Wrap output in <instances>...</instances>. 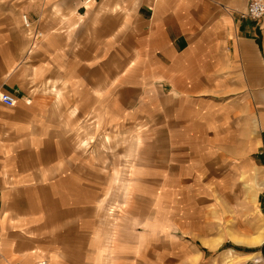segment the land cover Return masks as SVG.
Returning a JSON list of instances; mask_svg holds the SVG:
<instances>
[{
    "label": "crops",
    "instance_id": "1",
    "mask_svg": "<svg viewBox=\"0 0 264 264\" xmlns=\"http://www.w3.org/2000/svg\"><path fill=\"white\" fill-rule=\"evenodd\" d=\"M248 2L0 0V98L16 101L0 100V264H210L195 245L212 164L237 145L242 99L264 109V17H244ZM256 129L260 114L240 152Z\"/></svg>",
    "mask_w": 264,
    "mask_h": 264
},
{
    "label": "rangeland",
    "instance_id": "2",
    "mask_svg": "<svg viewBox=\"0 0 264 264\" xmlns=\"http://www.w3.org/2000/svg\"><path fill=\"white\" fill-rule=\"evenodd\" d=\"M230 100L236 99H228V101ZM247 100L248 99H242L243 108L238 117L230 120L229 116L228 125L230 124L229 126L233 127V134L228 135V141H233V143L237 142V145L234 147L228 144L226 160L218 165L212 164V168L217 171V177H219V188L210 191L207 203L208 208H205V211L199 210L201 217L204 212L203 218L209 223L210 232L208 238L205 241L197 242L195 247L196 250L206 253L205 262H209L210 264H257L251 259V256L246 258L243 256L251 253L261 254L260 250L264 246L263 244L262 247L251 248L239 245H249V242L251 240L253 241L258 236L259 230H261V228L264 229V188L256 193L254 200H251L249 196L250 182L237 166L243 163L244 160L243 164L251 166H255L256 164L260 171V180L264 176V129H256L261 144L255 150L249 152L243 147L242 152H240L238 146L240 142L236 141L241 139V132L245 124L249 123L250 120L255 121L259 114L264 117V109L261 105H254L253 99H250L253 104L252 107H250V103L247 104ZM83 135L84 133L81 135L82 138L80 136L79 141L80 143L83 141L82 145H86L87 138H85V135L83 137ZM122 138L119 131L116 130L114 143ZM131 139L130 136H127V140ZM85 147L86 146H84V148ZM116 147L118 148L120 146L116 145ZM225 180L227 184L222 187ZM258 188L261 189L260 187H257V189ZM125 199L123 187L120 186L115 190L114 208L110 207L107 215L112 219L117 218L118 212H120L118 209L125 207L123 203L126 201ZM193 210H187L186 212L190 213ZM176 211L180 214L185 212L179 209H176ZM171 213L172 211H167V215H164L169 217L172 215ZM256 228L257 233L251 238L255 234ZM227 233H231L235 236L234 238L236 241L232 240V238L230 239L229 236L226 237L225 234ZM217 240H220V243L216 246L214 243ZM228 250L232 252V258L227 257L226 251ZM261 256L263 261L260 264H264V257L262 254Z\"/></svg>",
    "mask_w": 264,
    "mask_h": 264
},
{
    "label": "built area",
    "instance_id": "3",
    "mask_svg": "<svg viewBox=\"0 0 264 264\" xmlns=\"http://www.w3.org/2000/svg\"><path fill=\"white\" fill-rule=\"evenodd\" d=\"M244 17L255 22L260 21L264 17V0H249ZM23 21L24 27L28 28L25 18ZM0 100L2 103L10 107H13L16 104L15 99L9 94L2 95ZM39 264H46V262L41 261Z\"/></svg>",
    "mask_w": 264,
    "mask_h": 264
},
{
    "label": "bare ground",
    "instance_id": "4",
    "mask_svg": "<svg viewBox=\"0 0 264 264\" xmlns=\"http://www.w3.org/2000/svg\"><path fill=\"white\" fill-rule=\"evenodd\" d=\"M257 187L258 186H256V185L249 187V196L251 197V200H254L256 193H258V191L261 190L259 188L257 189ZM233 238H232V240L236 241L235 238L234 239ZM263 243H264V229L261 228V230H259L258 236L253 241L251 240L249 242V245L253 246V247H255V246L259 247V246H262Z\"/></svg>",
    "mask_w": 264,
    "mask_h": 264
},
{
    "label": "trees",
    "instance_id": "5",
    "mask_svg": "<svg viewBox=\"0 0 264 264\" xmlns=\"http://www.w3.org/2000/svg\"><path fill=\"white\" fill-rule=\"evenodd\" d=\"M262 253H263V255H264V246L262 247V249L260 250Z\"/></svg>",
    "mask_w": 264,
    "mask_h": 264
}]
</instances>
